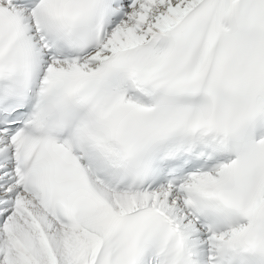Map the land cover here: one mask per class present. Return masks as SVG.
Returning <instances> with one entry per match:
<instances>
[{
	"label": "snow or ice",
	"instance_id": "6c2138e0",
	"mask_svg": "<svg viewBox=\"0 0 264 264\" xmlns=\"http://www.w3.org/2000/svg\"><path fill=\"white\" fill-rule=\"evenodd\" d=\"M0 264H264V0H0Z\"/></svg>",
	"mask_w": 264,
	"mask_h": 264
}]
</instances>
